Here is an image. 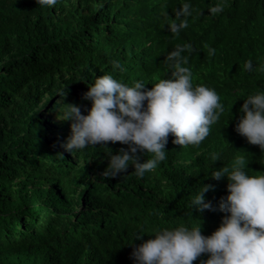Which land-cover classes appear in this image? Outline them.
<instances>
[{"label":"trees","instance_id":"obj_1","mask_svg":"<svg viewBox=\"0 0 264 264\" xmlns=\"http://www.w3.org/2000/svg\"><path fill=\"white\" fill-rule=\"evenodd\" d=\"M184 3L196 10L188 26L213 31L208 46L221 54L202 63L209 57L204 48L187 64L197 69L198 83L220 96L216 132L192 157L170 134L166 159L155 170L140 178L130 165L112 179L102 176L110 162L103 146L74 155L61 147L72 122L57 119V101L87 115L92 102L83 97L97 77L129 84L171 79L165 45L184 44L187 28L173 35L164 23L148 31L130 23L121 34L107 21L114 7L121 8L116 20H124L132 11L128 0H57L52 7L0 0V264H137L134 247L158 230L201 225L207 237L219 228L225 215L219 203L229 193L227 176L217 181L215 170L231 169L242 156L248 175L264 173V152L235 131L245 100L264 93V0H166L172 14ZM221 3L224 11L210 14ZM107 147L117 154L127 145ZM140 155L141 162L152 158ZM209 184L214 190L205 202L216 211H195L192 198ZM139 232L146 234L142 240Z\"/></svg>","mask_w":264,"mask_h":264},{"label":"clouds","instance_id":"obj_2","mask_svg":"<svg viewBox=\"0 0 264 264\" xmlns=\"http://www.w3.org/2000/svg\"><path fill=\"white\" fill-rule=\"evenodd\" d=\"M128 1L132 11L124 20H116L121 8L114 7L113 19L107 21L118 24L121 34L128 30L130 23L146 31L164 23L173 35L187 28L184 44L165 45L170 49L166 62L174 69L172 78L151 84L142 81L129 84L112 75L97 77L83 97L92 102L87 115L75 104L57 101L62 105V115L59 113L57 119L72 122L71 135L61 147L74 155L89 146H103L109 152L110 162L102 176L112 179L127 173L130 165L134 168L133 174L140 178L155 170L166 159L170 134L175 137L173 144L186 149L189 157L194 156L196 147L215 134L214 129L224 112L217 92L198 83L197 69L187 65L189 58L204 48L208 49L209 57L202 63L221 55L208 46L213 31H194L188 26V17L196 11L192 5L184 3L172 14L166 0ZM37 2L40 6L52 7L57 0ZM136 2L144 6L142 11L136 12L139 6ZM224 8L223 3L217 4L211 6L209 12L216 15ZM166 40L164 35V42ZM113 65L120 67L117 61ZM244 69L253 70L251 60L245 62ZM240 111L242 115L235 131L264 152V93L250 95ZM109 143H120L127 148L112 154L107 147ZM142 153L152 154V158L141 162ZM212 159L218 160V154L213 153ZM244 165V157H237L231 169L225 166L211 174L217 181L227 176L229 193L220 200L219 211L225 215L211 236L202 235L201 225L158 230L152 235L154 239L134 247L132 258L137 264H194L203 254H208L209 258L201 260L200 264H264V173L250 176ZM210 190H214L212 185H204L192 198L191 206L195 211H216L211 202H205V193ZM144 235L139 232L136 239L142 240Z\"/></svg>","mask_w":264,"mask_h":264}]
</instances>
